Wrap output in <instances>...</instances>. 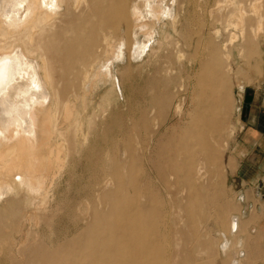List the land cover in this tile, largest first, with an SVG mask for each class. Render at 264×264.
Wrapping results in <instances>:
<instances>
[{
	"label": "bare ground",
	"instance_id": "obj_1",
	"mask_svg": "<svg viewBox=\"0 0 264 264\" xmlns=\"http://www.w3.org/2000/svg\"><path fill=\"white\" fill-rule=\"evenodd\" d=\"M201 2L186 0L181 13L179 0H0V203L5 195L18 193L10 204L24 200L29 208L21 222L13 216L16 213L8 215L10 224L0 220V238L17 233V239L25 241L30 226L26 223L32 218L39 222L40 214L46 212L52 183L67 157L87 144L93 122L114 104L128 105L124 90L133 64L151 60L155 67L170 45L178 49V57L185 56L180 40L186 48L191 47L189 28ZM216 3L215 21L198 22L202 30L193 55L201 54L205 59L196 73L202 78L192 85L193 113L184 121L182 105H177L179 131L160 139L161 128L148 126L154 115L162 112L157 106L159 82L155 77L148 85V106L140 108L127 123L114 121L116 138L145 133L149 139L141 144L142 149L128 146L115 153L103 169L105 181L91 205L84 204L78 215H69L65 223L70 227L48 238V246L26 247L24 264H167L161 257V231L153 229L157 214L153 206L160 200L159 190L170 185L175 175L171 184L175 187L191 190L197 185L205 189L208 168L223 150L218 132L228 130L223 106L229 67L225 71L222 55L204 33L213 29L214 38L220 39L215 26L222 25L226 31L231 27L246 42L250 56H255L258 50L253 41L264 30L259 4L253 3L257 23L249 35L245 23L251 22L252 15L245 16L241 0H227L228 6H218L219 0ZM229 40L235 42L234 33ZM221 49L225 51L226 45ZM45 130L52 134L44 138ZM142 170L138 179L135 172ZM111 184L114 188L109 190ZM196 193H189L186 200L202 201L204 196ZM43 223L50 224L47 217ZM238 226L233 217L229 237H235ZM220 236L224 240L220 251L224 253L230 242L224 234ZM238 240L236 247L240 248L243 242ZM7 243L6 239L0 245L4 248ZM206 246L201 245L204 254L208 253ZM240 257L242 252L230 264H237ZM188 262V255H184L178 264Z\"/></svg>",
	"mask_w": 264,
	"mask_h": 264
},
{
	"label": "rangeland",
	"instance_id": "obj_2",
	"mask_svg": "<svg viewBox=\"0 0 264 264\" xmlns=\"http://www.w3.org/2000/svg\"><path fill=\"white\" fill-rule=\"evenodd\" d=\"M179 1L181 3L180 12L182 13L183 7L186 5V0ZM219 1L220 3H218V6L227 2V0ZM216 2H218V0H202L201 7H196V14L194 18L192 17L194 19L193 26L189 28L191 33L190 37L192 39L190 42L191 47L186 48L185 41L180 40V44L184 46L186 51L185 56L178 57L180 55L178 49H176L174 45H170L163 51L164 53H161L155 67L153 66V62L151 63V60L149 63L143 65L133 64L130 82L127 83V87L124 90V93L126 92L124 98L125 101H128V105L123 106L114 104L110 109H107L103 116L99 115L93 122L90 127L91 131H89L87 144L83 146L84 149L82 148L80 152L67 157L59 176L55 179V182L52 183L49 194L50 199L46 205V214H40L43 216L39 222H36L32 218L31 222L26 223L30 224V226H27V237L25 241L20 242L17 239V233L0 238V243L6 239L8 243L13 242L10 246H8L7 243L4 248L0 245V264H24L23 255H25L24 249L26 247L30 245L48 246V238L53 239L58 234V231H65L67 227H70V225L65 223V219L69 215H78L80 213V208L83 207L84 204L91 205L95 193L99 190L100 186L104 184L105 180L102 176L103 169L108 166L109 160L114 158L115 153L120 152V150L124 148H128V146L132 149H142L141 144L146 141L147 135L141 132L133 135L130 139L116 138L114 121L119 119L120 121L122 120L123 123H127L130 119L134 118V114H136L140 108L148 106V85L155 77L159 82V87H157V106L161 108L162 112L154 115V120H151L148 126L152 128H161V134H159L158 137L162 140L168 138L171 132L179 131L178 127L180 126V121H178L175 109L177 105H182V119L184 121L187 120L188 114L193 113L194 110L191 104L192 85L197 79L199 80L202 78L200 75L197 76L196 73L205 57L201 54L193 55V49L197 44L196 40L198 38V33L202 30V26H200L198 22L205 21V23H211L215 21L218 16V12L215 11L217 8ZM253 3L255 6L259 4L261 7V15L264 16V0H241V7L245 11V16L251 17L252 15L251 22L245 23L246 33L249 35H253L257 23L252 14ZM197 4L199 6V2H197ZM225 5L228 6V4ZM190 6L192 7V4ZM231 9L232 6L229 5L228 11ZM224 13L227 14L229 12L225 11ZM221 14H223V12H221ZM56 22L55 24H57ZM215 27L220 31V39L214 38L213 29L207 32L205 31L204 35L218 48L222 55L221 64L225 67V71L229 67L227 73L225 72L227 82L224 85L225 99L223 106V112L227 114L226 127H228V130L226 132L225 130L218 132V141L220 140L219 143L221 146L223 145V150L218 161L216 163L212 161L208 168V179L205 189L198 188L197 185L195 188L193 187L194 189L191 188V190L183 189L179 185L175 187L171 185L172 182L176 181L177 176L175 175L174 178H171V186H162L161 190H159L160 200L153 206L157 208V220H154L153 229L156 227V231H161L158 240L161 243L163 251L161 252L163 256L161 252L159 255L167 260V264H178L181 260V256L184 255H188L189 258V262L186 264H230V262L243 250L242 248L236 247L239 241L238 239L241 238L242 235L245 237L244 246L247 253V259L244 264H254V257L256 256L254 250L257 243L251 235L252 220H249V216L248 219H246V215H250L251 217L252 214H255L254 211L256 208L251 212L247 206L240 202V194L231 181L229 174L233 172L235 167L233 155L243 92L246 87L260 83L262 80L264 81V30L261 31L258 38L253 41V47L258 50L259 54L257 53L255 56H250L246 42L243 43L241 36L235 33L231 27L226 28L228 31H226L222 25H216ZM206 30H208V28ZM233 33L236 37L235 42L229 40L230 34ZM222 45H226V53L221 49ZM224 56H228V58ZM114 66H116V62ZM118 67L120 68V72L125 70L122 64H119ZM210 102L212 104V101ZM50 134H52V132L45 130L44 138L48 137ZM137 157L139 156L132 155V158ZM97 158L101 160L97 161ZM122 161L123 158L121 162ZM142 173L143 170L142 172L136 171L135 175L140 179ZM111 187L114 188V184L109 185L108 189L112 190L113 188ZM189 190L190 192H188ZM192 190L195 193L198 191L196 194H201L204 196V199L202 201L186 200L189 193L193 192ZM166 191L168 192L166 193ZM16 195H10V197L9 195H5L6 201L2 200L0 203V220H2V223L7 222L10 224L7 221L8 215L10 216L14 213L16 214L13 216L21 222L29 212L28 206L25 208L26 204L24 200H16L14 206L10 204L13 198L18 197V193ZM175 198L179 199L175 200ZM178 200H180L179 202L181 204ZM183 201H185V204ZM193 201L196 202L192 203ZM147 207L149 208V205ZM158 211L160 214H158ZM244 212H246L245 216ZM44 217H47L50 224L45 225L43 223ZM233 217L240 219L239 229L237 234H235L236 238L229 237L228 234L229 223ZM58 220L59 222L62 221V224L59 226L53 225V223ZM17 223H15V227ZM183 232H187L188 234ZM220 234H224V237L230 242V246L224 253L220 251V244L222 245L224 242ZM15 239H17L18 244ZM185 243L187 244L185 245ZM200 244L202 246L207 245V249L209 248L207 254L202 252L203 248ZM184 245L185 247H183ZM194 250H196V252H192ZM5 258H9V261H6Z\"/></svg>",
	"mask_w": 264,
	"mask_h": 264
},
{
	"label": "crops",
	"instance_id": "obj_3",
	"mask_svg": "<svg viewBox=\"0 0 264 264\" xmlns=\"http://www.w3.org/2000/svg\"><path fill=\"white\" fill-rule=\"evenodd\" d=\"M238 131L236 134L235 167L230 179L240 194V202L255 214L246 215L252 220V237L257 245L254 264H264V81L245 88L241 100ZM243 213V212H242ZM236 218V217H235ZM238 225H240V219ZM239 229V226H238ZM237 229V232H238ZM237 234V233H236ZM242 257L247 259L245 237H241Z\"/></svg>",
	"mask_w": 264,
	"mask_h": 264
}]
</instances>
